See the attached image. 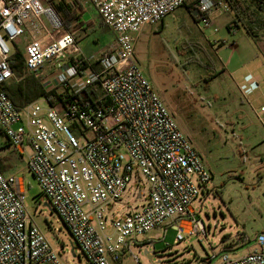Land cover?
<instances>
[{
	"label": "built area",
	"instance_id": "2783aa9c",
	"mask_svg": "<svg viewBox=\"0 0 264 264\" xmlns=\"http://www.w3.org/2000/svg\"><path fill=\"white\" fill-rule=\"evenodd\" d=\"M85 1L115 36L99 56L81 53L50 4L0 0L1 132L14 148H30L29 172L89 264H119L126 255L137 261L131 249L136 237L164 226L175 231V243L186 236L207 243L191 203L211 173L134 60L143 28L160 23L185 0ZM227 10L223 0H197L189 12L216 32L212 16ZM26 31L31 41L23 52L24 76L49 64L42 87L60 88L54 105L42 98L45 108L34 101L17 109L2 88L16 78L9 44ZM142 180L145 203L112 218L109 233L113 204L132 181ZM24 201L22 179L0 170V264H60ZM253 244L237 259L229 248L209 246L212 255L197 264H264V234Z\"/></svg>",
	"mask_w": 264,
	"mask_h": 264
},
{
	"label": "rangeland",
	"instance_id": "374dc122",
	"mask_svg": "<svg viewBox=\"0 0 264 264\" xmlns=\"http://www.w3.org/2000/svg\"><path fill=\"white\" fill-rule=\"evenodd\" d=\"M194 1L185 0L162 23L145 26L135 43L134 60L211 173L191 203L195 217L205 226L207 243L187 236L175 243V231L170 226L159 227L136 237L131 249L137 261L126 255L119 264H197L212 255L211 248H229L230 257L237 259L247 255L255 247V238L264 234V114L260 111L264 81H259L263 72L256 59L261 53L242 29L234 35L228 32L226 26L233 18L230 10L212 16L216 32L203 28L186 7ZM82 4L85 13L71 33L84 56H99L114 45L115 36L90 4L85 0ZM29 36L22 35L14 44L23 50ZM221 42L223 46L218 45ZM233 44L237 53L231 70L238 66L237 57L250 62V69L232 75L223 63ZM40 71L47 73L49 64ZM36 102L45 108L44 99ZM26 150L29 154L30 148ZM18 168L25 208L56 250L59 263L89 264L34 176L23 163ZM146 199V181H132L121 200L113 204L107 231L112 233V218L140 207Z\"/></svg>",
	"mask_w": 264,
	"mask_h": 264
},
{
	"label": "trees",
	"instance_id": "16d2710c",
	"mask_svg": "<svg viewBox=\"0 0 264 264\" xmlns=\"http://www.w3.org/2000/svg\"><path fill=\"white\" fill-rule=\"evenodd\" d=\"M233 14V18L227 25L230 29H242L246 36L257 43L264 40V0H223ZM50 6L60 17L65 32L71 30L79 24V20L85 13L82 0H49ZM197 1L186 5L190 9ZM185 5V2L184 4ZM163 20L160 22L162 23ZM103 25V24H102ZM12 71L20 80H11L3 85V90L15 108L22 109L27 104L45 98L51 105L56 103L60 97V88L45 90L41 81L47 73L41 71L25 75L24 56L21 48L15 44L12 46V54L9 58ZM36 74V75H35ZM0 133L1 130H0Z\"/></svg>",
	"mask_w": 264,
	"mask_h": 264
},
{
	"label": "crops",
	"instance_id": "0c3cea01",
	"mask_svg": "<svg viewBox=\"0 0 264 264\" xmlns=\"http://www.w3.org/2000/svg\"><path fill=\"white\" fill-rule=\"evenodd\" d=\"M223 13H225V12H223ZM227 30L231 35H234V33L237 32L239 29H230L229 30L227 28ZM25 34L29 35V32L26 31ZM29 39H30L29 41H31L30 36H29ZM223 44H224V42L218 43L219 46H223ZM257 47L261 53L260 56L257 55V57H256L257 62H260V64H258V69L260 68V70H262V72H263L259 81H264V40L263 39L257 42ZM24 48H23V50L21 49L23 52H24ZM236 53H237V49H236L235 45L233 44L230 57L226 61H224V63H223V65L226 67L227 70H231V67H233L232 60H233V56H235ZM240 59H241L240 57H237L236 60H237L238 66L234 69L232 68V70L230 71V74H232V75L236 74V73L238 74V72H240V70L245 69V68H246V70L250 69V62L247 63V62H244L242 59L241 60ZM22 77H19V78L16 77L14 80L18 81ZM262 113L264 114V112H262ZM262 113L259 115H262ZM26 148H27V146H25L23 149L14 148L10 144V142L7 140V138L3 135V133H0V170L4 175L16 176V177L21 178L17 174V171H18V169H19L18 167L20 166L21 163H23L24 166L27 167L28 155L30 153L29 154L27 153Z\"/></svg>",
	"mask_w": 264,
	"mask_h": 264
}]
</instances>
